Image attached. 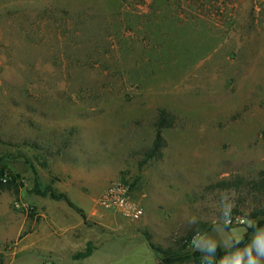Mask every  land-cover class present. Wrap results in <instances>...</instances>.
Returning a JSON list of instances; mask_svg holds the SVG:
<instances>
[{"label":"rangeland","instance_id":"374dc122","mask_svg":"<svg viewBox=\"0 0 264 264\" xmlns=\"http://www.w3.org/2000/svg\"><path fill=\"white\" fill-rule=\"evenodd\" d=\"M159 110L175 125L144 162ZM260 171L264 0H0V179L15 188L0 194L16 210L21 192L40 195L181 248L176 264H264L248 200L212 187ZM115 181L143 209L137 221L97 205ZM214 247L221 261H196Z\"/></svg>","mask_w":264,"mask_h":264},{"label":"crops","instance_id":"0c3cea01","mask_svg":"<svg viewBox=\"0 0 264 264\" xmlns=\"http://www.w3.org/2000/svg\"><path fill=\"white\" fill-rule=\"evenodd\" d=\"M17 200L18 210L10 195L0 194V264H43L46 258L52 264H158L136 227L119 217L115 225H104L108 216L102 211L82 217L65 201L23 192ZM28 204L35 215L27 214ZM89 217L101 227L87 226Z\"/></svg>","mask_w":264,"mask_h":264},{"label":"trees","instance_id":"16d2710c","mask_svg":"<svg viewBox=\"0 0 264 264\" xmlns=\"http://www.w3.org/2000/svg\"><path fill=\"white\" fill-rule=\"evenodd\" d=\"M152 129L154 132L153 141L149 148L143 152L144 162L158 158L161 155V149L164 147V140L161 136V131L166 128H172L175 125V117L165 110H159L155 117L152 119ZM212 187L221 190H228L239 195H244L243 200H248L247 213L244 217L248 220H257L259 226H264V171H260L255 178H243L239 176L232 177L227 180L217 182ZM1 191H15V188L11 181L2 183L0 181ZM204 228L202 223H197L193 229L187 231L186 243L193 236L198 234ZM179 243H175L178 245ZM153 254L158 259V264H176L184 262L188 259L187 255H180L181 248L163 250L162 248L149 244ZM186 245L182 244V248ZM225 253L221 252L219 248L214 247L206 250L204 253H195L197 256V262L201 260L200 257H214L215 261L219 262L223 259ZM214 264V263H212ZM226 264H237L226 263Z\"/></svg>","mask_w":264,"mask_h":264},{"label":"built area","instance_id":"2783aa9c","mask_svg":"<svg viewBox=\"0 0 264 264\" xmlns=\"http://www.w3.org/2000/svg\"><path fill=\"white\" fill-rule=\"evenodd\" d=\"M2 183L7 182V176H3ZM97 205L104 210L119 213L130 221H137L143 215V209L133 203L129 196V187L121 181L111 183L100 195ZM43 264H52L49 258L43 261ZM199 264H212L210 261H202Z\"/></svg>","mask_w":264,"mask_h":264}]
</instances>
